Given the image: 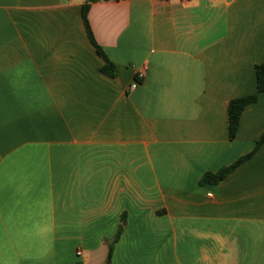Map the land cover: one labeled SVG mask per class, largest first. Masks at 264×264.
I'll return each instance as SVG.
<instances>
[{
	"label": "crops",
	"instance_id": "crops-1",
	"mask_svg": "<svg viewBox=\"0 0 264 264\" xmlns=\"http://www.w3.org/2000/svg\"><path fill=\"white\" fill-rule=\"evenodd\" d=\"M88 1L0 0V264H264V0Z\"/></svg>",
	"mask_w": 264,
	"mask_h": 264
},
{
	"label": "trees",
	"instance_id": "trees-1",
	"mask_svg": "<svg viewBox=\"0 0 264 264\" xmlns=\"http://www.w3.org/2000/svg\"><path fill=\"white\" fill-rule=\"evenodd\" d=\"M94 0H89L88 2L84 3L82 6V19L85 24L87 33L96 47L98 53L104 58V66L102 67V71L114 75L116 71V66L110 59L107 57V55L102 50L101 46L96 42L94 35L91 30L90 22L88 19V11L90 8V2ZM256 78H257V90L258 92H264V63L259 64L256 66ZM257 99V93L251 94L244 97L234 98L229 102L228 106V116H229V135L230 138H235L238 128L240 126V120L242 113L245 109V107L251 103L256 101ZM264 143V131L260 135V137L256 141V145L254 150L251 153H248L241 158H239L237 161H235L233 164L223 167L216 173L214 172H207L203 175L201 182L202 183H217L219 180L230 174L236 167H238L244 160L249 158L262 144ZM124 229L123 224L120 225L116 235L112 239V241L109 244V251H108V257L107 262L109 263L112 258L113 249L115 243L118 241L120 235L122 234ZM75 264H82L81 262L75 263Z\"/></svg>",
	"mask_w": 264,
	"mask_h": 264
},
{
	"label": "built area",
	"instance_id": "built-area-1",
	"mask_svg": "<svg viewBox=\"0 0 264 264\" xmlns=\"http://www.w3.org/2000/svg\"><path fill=\"white\" fill-rule=\"evenodd\" d=\"M143 77H144V72L143 71L139 72L138 75H137L138 80L139 79H142ZM138 80L135 79L133 81V83L130 86L131 89L135 88L139 84V81ZM78 253L81 254V252H78Z\"/></svg>",
	"mask_w": 264,
	"mask_h": 264
},
{
	"label": "rangeland",
	"instance_id": "rangeland-1",
	"mask_svg": "<svg viewBox=\"0 0 264 264\" xmlns=\"http://www.w3.org/2000/svg\"><path fill=\"white\" fill-rule=\"evenodd\" d=\"M78 252H81V251H78ZM82 253V252H81ZM78 255H79V253H78Z\"/></svg>",
	"mask_w": 264,
	"mask_h": 264
}]
</instances>
